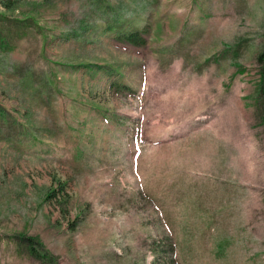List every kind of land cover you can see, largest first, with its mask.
I'll use <instances>...</instances> for the list:
<instances>
[{
  "label": "rangeland",
  "instance_id": "rangeland-1",
  "mask_svg": "<svg viewBox=\"0 0 264 264\" xmlns=\"http://www.w3.org/2000/svg\"><path fill=\"white\" fill-rule=\"evenodd\" d=\"M0 264H264V0H0Z\"/></svg>",
  "mask_w": 264,
  "mask_h": 264
},
{
  "label": "trees",
  "instance_id": "trees-1",
  "mask_svg": "<svg viewBox=\"0 0 264 264\" xmlns=\"http://www.w3.org/2000/svg\"><path fill=\"white\" fill-rule=\"evenodd\" d=\"M131 40L136 43L135 37L130 36Z\"/></svg>",
  "mask_w": 264,
  "mask_h": 264
}]
</instances>
